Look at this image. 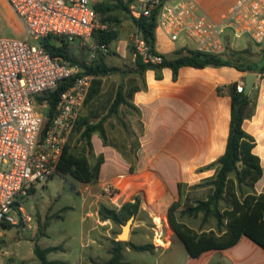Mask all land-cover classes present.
Wrapping results in <instances>:
<instances>
[{"label":"crops","instance_id":"0c3cea01","mask_svg":"<svg viewBox=\"0 0 264 264\" xmlns=\"http://www.w3.org/2000/svg\"><path fill=\"white\" fill-rule=\"evenodd\" d=\"M166 1L174 3L177 0ZM194 2L210 21L218 23L235 0H232L227 9L217 16L209 14L198 0ZM0 4L8 16L5 1L0 0ZM235 40L231 39L229 43L232 50ZM247 43L254 53L252 60L259 65L264 63V46L261 44H253L246 39L242 47L236 50L244 49ZM196 44V39L190 35L181 34L177 40H171L160 28L155 30V50L160 54L170 56L176 50H193ZM134 60L133 55L129 68L134 66ZM248 73H256L257 78L249 93L252 115L244 120L243 129L254 138L252 153L258 157L261 166V177L255 182L253 189L257 194L264 192V72L239 71L230 66L204 68L182 66L178 69L174 80L169 68L161 70L159 79L156 78L154 70L148 69L140 76L130 73L118 74V86L122 84V92L125 95L130 94L127 101L133 107V109L124 105L119 107L118 126H122L121 121H123L125 129L137 131L136 138L139 145L136 151L135 170L130 172L129 163L127 165L119 152L109 145H103L98 135L93 134L91 136L93 154L102 155L103 162L96 182L78 181L82 185L78 193L84 205V216L89 218L93 215L92 212L97 209L98 202L117 210L123 203L138 197L140 216L149 199H152L150 202L152 201L154 205H146L151 207H156V199L165 201L162 209L151 213L150 221L156 220V226L158 221L166 220L167 209L178 195L177 184L185 176L195 173L224 153L230 122L231 102L228 87L234 83L244 86L245 76ZM99 95L93 100L96 101ZM113 96L114 94L110 102ZM104 128L110 131L108 125H104ZM121 129L120 142L127 143L130 137L126 139L123 128ZM102 183L112 188L116 187L115 184L123 186L117 191L122 197L119 204L115 202V195L108 196L103 192L104 190L102 191L100 187ZM21 209L28 215L22 207ZM17 214L16 211L13 212L16 220ZM148 220L142 218L140 225L150 231V237L154 240L152 243L156 247L165 246L168 232L162 238V233L158 234V231L150 229ZM15 228L16 233L13 232ZM24 230L30 234L24 236L22 232ZM45 236L47 230L44 235H38L35 225L33 229L28 230L22 222L16 225L4 223L0 227V264H40L33 247L35 244L39 246V240ZM93 242L94 240L91 239V243ZM176 245L180 247H177L178 250L182 249L186 264H264V249L246 236H241L229 247L209 249L197 257H191L183 243L174 235L165 248L164 255ZM47 247H58L57 250L47 254V260L53 264L68 263L63 257L64 247L52 245L40 248ZM92 251L91 256L83 258L82 254L77 264H103L109 259L107 248L104 250L105 256L100 259L95 255L98 247Z\"/></svg>","mask_w":264,"mask_h":264},{"label":"built area","instance_id":"2783aa9c","mask_svg":"<svg viewBox=\"0 0 264 264\" xmlns=\"http://www.w3.org/2000/svg\"><path fill=\"white\" fill-rule=\"evenodd\" d=\"M24 31L22 37L0 36V227L22 222L26 229L35 223L24 214L18 198L27 189L50 179L57 172L63 146L67 142L84 104L92 77L53 57L39 41L47 36L90 42L93 52L106 54L104 43H95L93 34L110 31L112 26L99 20L94 0H4ZM129 16L139 19L158 9L157 28L171 40L181 34L196 39L194 51L222 54L231 39L246 38L253 44L264 40V0H235L224 18L210 21L194 0H134ZM131 46L144 64H159L162 54L134 32ZM192 50V49H187ZM63 80L72 83L61 94L53 116L43 131L46 99ZM244 90L236 84V92ZM109 187H107L108 190ZM16 211L17 220L13 216Z\"/></svg>","mask_w":264,"mask_h":264},{"label":"trees","instance_id":"16d2710c","mask_svg":"<svg viewBox=\"0 0 264 264\" xmlns=\"http://www.w3.org/2000/svg\"><path fill=\"white\" fill-rule=\"evenodd\" d=\"M113 1L115 5H111L108 0H94V8L101 19L100 21H105L104 16H109L115 9L127 11L129 14L128 7L134 0ZM157 15L158 9L153 10L149 16H142L139 19H133L129 16L137 27L141 38L149 44L153 52H157L155 50ZM117 35V31H97L93 34V38L98 43L109 45L117 38ZM69 43L64 38L55 36H47L39 41V45L51 56L59 57L69 64L71 62L77 63L68 54ZM252 57L253 53L248 47L242 50L227 49L222 54H209L182 49L176 50L170 56L162 54V61L159 64H144L140 58L135 57L134 66L132 68L127 66L125 69L117 66H107L100 59L95 60L90 65L82 63L83 73L92 77L84 104L92 101L100 93L101 78L110 74L130 73L140 76L145 70L151 69L155 71V76L159 79L161 70L169 68L172 71V78L175 80L177 71L182 66L194 68L230 66L239 71L263 73L264 63L259 65L252 60ZM71 83L72 80H63L54 91L43 93L39 98V100L46 99L48 103L43 131L54 114L61 94ZM228 91L231 104L225 151L215 161L199 169L214 170V175L206 182L209 192L205 198L196 200L194 205L186 206L181 211L182 214L193 217L201 214V226L213 219L214 226H210L208 229H193L175 220L173 211L180 206L182 198L181 183L177 184L178 199L172 202L167 209L168 224L191 257H197L200 253L209 249L229 247L236 243L241 236H246L264 249V192L257 194L253 189L255 182L261 177V166L258 157L252 153L255 144L254 138L243 129L244 120L250 118L253 111L251 108V95L246 94L244 90L240 93L236 92V83L231 84ZM129 95H125L122 92V84L119 85L112 101L109 103L106 114L96 122H82L78 141L83 143V149L80 151L73 150L67 140L57 164V173L70 175L81 183H93L98 180L103 156H95V162L91 163L90 159L94 156L91 136L97 134L103 145H107V135L104 128L105 120L110 116L116 117L121 105L133 109L127 101ZM77 122L78 119L74 127H76ZM138 145L137 142L129 168L130 172L135 170ZM199 185L202 186V184ZM33 191V187L28 188L27 195L33 193ZM14 205L15 207L19 206V202H15ZM139 206V198L134 197L131 201L123 203L118 210L99 205L98 215L102 221L109 220L115 224H120L124 223L129 217L136 216ZM156 227L158 228L157 225H154L150 229L155 231ZM44 232L45 230L40 235H44ZM111 244L110 257L103 264H128L123 262V250L125 248L140 252H152L153 249L151 244L136 245L129 241L112 240ZM57 249L58 247L41 249L35 244L33 252L40 264H53V262L47 260V254Z\"/></svg>","mask_w":264,"mask_h":264},{"label":"rangeland","instance_id":"374dc122","mask_svg":"<svg viewBox=\"0 0 264 264\" xmlns=\"http://www.w3.org/2000/svg\"><path fill=\"white\" fill-rule=\"evenodd\" d=\"M110 1L111 5H115L113 0ZM124 2L126 0H123ZM201 6L211 15L217 16L221 12L227 9L232 0H198ZM6 9L8 16L0 4V36L5 37H22L24 31L19 21L13 16L7 5ZM99 20L100 17L98 16ZM105 21L103 23L110 24L112 29L107 32L117 31V38L112 41L108 47L106 54H101L96 51L93 52L91 43L81 40H74L68 45V54L71 58L75 59L77 63H70L78 68L79 73H83L81 64L90 65L95 60H101L103 64L107 66H117L125 69L131 65V59L133 58L131 39L137 27L130 19L127 11L115 9L109 16H104ZM104 32V31H102ZM97 42L94 38L92 39ZM246 38L236 39L234 41L233 50H236L245 43ZM264 42V41H263ZM261 45L264 46V43ZM98 43V42H97ZM105 44V43H104ZM249 48V44L245 48ZM230 45L228 49H230ZM232 49V48H231ZM254 54V53H253ZM135 58V56H134ZM133 63V62H132ZM85 74V73H84ZM102 86L100 87V95L95 100L83 104L78 111V122L69 136L68 142L73 150L80 151L83 149V143L78 141V135L80 132L81 124L83 121L96 122L102 116L106 114L108 110L109 102L113 94L118 87L119 77L118 74H110L101 78ZM43 113L46 108H39ZM76 119V120H77ZM119 119L116 116H110L105 120L104 125H108L110 131L106 129L107 145L113 147L125 162L129 163V168L135 148L137 146L136 132L130 128L124 126V122L121 121L122 126L119 125ZM75 126V125H74ZM81 127V128H80ZM123 133L126 135V139L130 137V141L127 143L120 142V135ZM124 138V137H123ZM91 163L95 162V156L91 159ZM125 163V164H126ZM214 175L213 169L197 170L195 173L185 176L180 182L182 184V198L180 200V206L173 211L175 220L186 224L193 229H208L210 226H214V220L210 219L206 224L201 226V214L196 217L182 214L181 211L186 206L194 205L198 199H203L209 192L207 186V180ZM106 183V182H105ZM199 184H202L199 185ZM102 183V191L108 196L115 195V202L118 204L121 202L122 197L120 193L117 194L118 188H122V185L115 184V188L109 187ZM82 185L70 175L61 173H55L53 177L47 181L37 184L33 187V193L23 195L18 198L19 206L25 210L35 223V230L38 235L44 230H47V236L42 237L39 240L40 247L61 245L65 248V254L63 257L68 260L67 264H77L78 259L93 254L92 249L98 247V252L95 254L96 258L100 259L105 256V248L110 257V250L112 247V240H117L116 236L120 233L119 224H115L109 220L102 221L98 215L99 205L104 203H97V214L92 212L89 218L84 216L82 199L78 191H80ZM178 199V195L176 200ZM149 199L146 204L154 205ZM175 200V201H176ZM165 201H158L156 199V207L144 205V211L142 216L138 211L134 217L133 224L131 225L130 234L127 241L136 245L151 244L153 246L152 252L148 251H134L129 248L123 250V262L128 264H186L185 258L182 253V249L178 250L176 245L172 247L167 254L164 255V250L174 237V233L170 228L167 215L166 220H160L157 223L158 228L156 231L162 233V238L168 232L167 244L165 246L156 247L152 242L154 240L150 237V231L143 228L140 225L141 219H149L153 212L159 211L165 205ZM107 207V206H106ZM118 210V209H117ZM156 220H151L149 223L151 226L155 225ZM167 221V222H166ZM46 227V229H45ZM91 228V229H90ZM16 233L17 229H13ZM24 236L28 231H22ZM91 239L94 240L91 243ZM126 242V241H125ZM59 247V246H58ZM180 248V247H179ZM94 255V256H95ZM164 255V256H163ZM90 259V257H89Z\"/></svg>","mask_w":264,"mask_h":264},{"label":"water","instance_id":"95a60500","mask_svg":"<svg viewBox=\"0 0 264 264\" xmlns=\"http://www.w3.org/2000/svg\"><path fill=\"white\" fill-rule=\"evenodd\" d=\"M256 78H257V74L256 73H248L245 76V80H244V92L246 94L251 92V90H252V88L254 86V83H255ZM134 217L135 216H131L124 223H120L119 224V226H120V233L117 234V236H116V238H117L118 241H122V242L127 241L128 236L130 234L131 225L133 224V221H134Z\"/></svg>","mask_w":264,"mask_h":264},{"label":"bare ground","instance_id":"6f19581e","mask_svg":"<svg viewBox=\"0 0 264 264\" xmlns=\"http://www.w3.org/2000/svg\"><path fill=\"white\" fill-rule=\"evenodd\" d=\"M158 234H161V232L160 233L158 232Z\"/></svg>","mask_w":264,"mask_h":264}]
</instances>
